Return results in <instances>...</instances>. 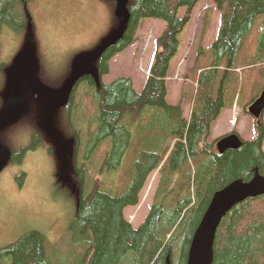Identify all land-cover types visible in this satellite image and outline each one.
Segmentation results:
<instances>
[{"label":"trees","instance_id":"1","mask_svg":"<svg viewBox=\"0 0 264 264\" xmlns=\"http://www.w3.org/2000/svg\"><path fill=\"white\" fill-rule=\"evenodd\" d=\"M200 1L129 0L127 30L104 53L96 73L98 79L106 75L109 60L133 43L140 20H162L166 29L157 41L158 52L142 92H134L128 78L104 84L88 77L77 106H70L74 99L69 103L82 122L87 117L84 113L93 112L91 123L97 125L92 163L97 162L95 175L99 179L90 178L89 167L81 164L71 183L79 193L67 194V199L74 201L69 231L79 236L73 248L84 254L81 264H187L194 233L213 195L233 182L264 177L261 120L254 121L256 139L241 140L237 150L218 154V140L208 139L213 122L230 106L224 98L232 81L234 59L258 16L263 20L249 67L259 69L264 78V0H211L218 10L220 29L210 46L209 67L197 77L188 119L181 117L179 107L166 101L168 72L179 49L178 35ZM32 2L1 0L0 33L3 29L23 30ZM181 8L184 15L178 17ZM4 72L0 63V89ZM23 152L12 153L11 163L20 164ZM110 170L117 175L105 187L102 177ZM155 171L159 177L151 206L143 223L134 229L124 219V211L138 206L140 193ZM67 175L69 178V171ZM42 242L38 232L26 234L0 249V264H49ZM211 264H264V195L242 201L223 217L215 234Z\"/></svg>","mask_w":264,"mask_h":264},{"label":"rangeland","instance_id":"2","mask_svg":"<svg viewBox=\"0 0 264 264\" xmlns=\"http://www.w3.org/2000/svg\"><path fill=\"white\" fill-rule=\"evenodd\" d=\"M114 8V0H33L24 29L17 33L3 29L0 33V63L5 66L4 77H1L0 110L7 104L5 78L12 70L16 55L27 46L29 37L32 54L38 63L37 78L44 86L60 91L63 82L69 77L72 59L80 54L91 53L115 32L118 22ZM184 12L185 9L181 8L178 17H183ZM262 20V16L255 19L235 56L232 81L224 98L226 105L230 106L223 108L213 122L209 142L232 131L243 141H253L257 136L253 119L245 111L264 88V78L259 69L249 67L256 51ZM165 28V23L159 19L139 21L133 44L110 59L108 74L101 77L102 83L128 78L134 92L140 94L155 60L156 41ZM219 28L216 6L211 0H201L195 6L188 25L178 35L180 45L168 72L166 101L179 107L181 117L186 120L191 112V99L194 97L198 74L209 67L210 46ZM81 91L83 88L80 87V90L75 89L72 93L75 97L70 106L73 108L77 106ZM233 92L236 95L231 101ZM24 94L27 97L26 114L15 125L0 132V144L14 153L37 145V138L40 141L39 146H36L38 149H30L20 164H9L0 174V249L14 244L30 232H38L43 237V253L49 264H81L80 259H83L84 254L73 248L75 242H79V236L69 231L75 209L73 199L68 200L70 195L67 194L73 192L68 188L66 192L56 188L55 176L61 174L62 164L56 152L51 153L52 142L48 133L41 130V126L45 127V111L40 110L35 99ZM55 112L53 130L65 139L63 132L66 131L67 120H64L63 115L66 112ZM84 114L86 119L77 125L83 132V125L89 122L88 118L93 117V112L91 115ZM232 119L234 122H231ZM261 121L264 126V112ZM95 162L87 171L92 176L90 178L99 179L95 175L99 168ZM116 175L117 171L110 170L102 177L107 182L105 187L113 183ZM158 177V171L152 173L140 193L138 206L124 211V219L134 229L143 223L148 213Z\"/></svg>","mask_w":264,"mask_h":264},{"label":"water","instance_id":"3","mask_svg":"<svg viewBox=\"0 0 264 264\" xmlns=\"http://www.w3.org/2000/svg\"><path fill=\"white\" fill-rule=\"evenodd\" d=\"M128 1L116 0L114 14L118 21V28L112 36L103 40L94 51L77 55L72 59L70 75L64 81L60 91L44 86L37 78L38 63L31 51L30 37L24 51L16 55L12 70L5 78L7 104L0 110V132L16 124L26 114L27 97L24 92L28 96L29 94L33 96L40 105V110L45 111L46 133L57 141L59 157L63 161V164L61 162L62 168L60 169L59 180L65 183L68 182L66 158L70 151L67 145L60 143L57 134L51 127V119L55 116V110L57 111L69 103L74 87L83 76H91L97 79V70L91 65L122 39L130 19V14L127 11ZM263 110L264 89L251 104L248 112L252 117L258 118ZM240 146L241 141L234 134L227 135L216 143L219 154L227 150H237ZM10 160L11 153L0 144V174ZM262 195H264V177L259 175H255L247 183L233 182L228 187L215 193L194 233L187 264H211L215 234L223 217L242 201Z\"/></svg>","mask_w":264,"mask_h":264},{"label":"flooded vegetation","instance_id":"4","mask_svg":"<svg viewBox=\"0 0 264 264\" xmlns=\"http://www.w3.org/2000/svg\"><path fill=\"white\" fill-rule=\"evenodd\" d=\"M88 77L89 76H83L78 81V83L76 84L75 89H78V88L80 89V87L83 88L85 81L88 80ZM72 100H73V97L71 95L70 102ZM65 108H67L66 109L67 111H64L66 113L65 114L63 113L64 114L63 118H64V120H67V123L65 124V127H66L65 133L63 131L62 132L66 138L62 139V137H60L59 135H57V136H58L61 144H65L69 147L70 152H69V155L67 156L66 160L69 161V172L71 171L72 177L74 179L73 174H74V170L77 167H81L80 166L81 164H84V166H86V167H90V165L92 163V154H93V150H94L93 147H95V142L93 139V133L97 131V125H95V127L93 128V125H94L93 123L86 122L83 125V128H84V132H83L82 128L77 127V125H81L82 118L78 117V116L77 117L74 116V118H73L72 114L74 115V112L70 108V106H65ZM55 115H56V113H55ZM54 125H55V116L51 119L52 128H54ZM41 130L43 133H46L45 127L41 126ZM49 138H50V141L52 142L50 144L52 146V147H50V149L52 150L51 153H53L55 151L56 154L58 155V158L60 159V161L63 164L62 159L59 157L60 155H59V149H58L56 139L52 136ZM36 140H37V145H38L40 140L38 138ZM37 145L35 144L34 148H32L31 146L24 148L23 149L24 150V152H23L24 156L26 155V153L28 151H31L30 149L35 150ZM50 149H48V153L50 152ZM68 183H69V181H68ZM64 189H65V186L60 187V190H64Z\"/></svg>","mask_w":264,"mask_h":264},{"label":"crops","instance_id":"5","mask_svg":"<svg viewBox=\"0 0 264 264\" xmlns=\"http://www.w3.org/2000/svg\"><path fill=\"white\" fill-rule=\"evenodd\" d=\"M232 121H233V119H232ZM232 121H231V122H232Z\"/></svg>","mask_w":264,"mask_h":264},{"label":"bare ground","instance_id":"6","mask_svg":"<svg viewBox=\"0 0 264 264\" xmlns=\"http://www.w3.org/2000/svg\"><path fill=\"white\" fill-rule=\"evenodd\" d=\"M153 152V151H152ZM155 153V152H154Z\"/></svg>","mask_w":264,"mask_h":264}]
</instances>
